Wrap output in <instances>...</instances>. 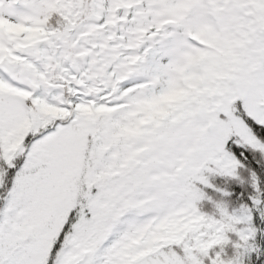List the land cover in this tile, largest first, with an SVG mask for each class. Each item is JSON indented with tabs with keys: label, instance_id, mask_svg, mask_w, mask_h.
Instances as JSON below:
<instances>
[{
	"label": "snow or ice",
	"instance_id": "snow-or-ice-1",
	"mask_svg": "<svg viewBox=\"0 0 264 264\" xmlns=\"http://www.w3.org/2000/svg\"><path fill=\"white\" fill-rule=\"evenodd\" d=\"M0 264H264V0H0Z\"/></svg>",
	"mask_w": 264,
	"mask_h": 264
}]
</instances>
